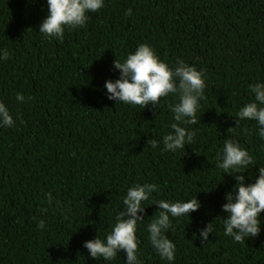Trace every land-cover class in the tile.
<instances>
[{"label":"trees","instance_id":"obj_1","mask_svg":"<svg viewBox=\"0 0 264 264\" xmlns=\"http://www.w3.org/2000/svg\"><path fill=\"white\" fill-rule=\"evenodd\" d=\"M46 14V0H0V48L10 53L0 60V102L14 119L0 127V264H125L123 252L110 262L91 258L83 242L110 231L135 183L158 186L136 231L143 264H169L147 238L159 213L153 201L195 195L197 211L170 217L171 264H264V224L240 243L223 235L221 205L235 180L216 167L228 137L257 164L245 170L246 183L264 166L256 122L236 123L253 98L248 85L264 81V0H105L62 40L38 31ZM142 43L169 67L180 59L203 71L204 98L188 126L197 135L184 150L147 143L170 130L172 94L144 109L107 98L105 80L119 77L113 61ZM48 194L52 206L44 203ZM212 221L213 233L201 241L199 230Z\"/></svg>","mask_w":264,"mask_h":264},{"label":"clouds","instance_id":"obj_2","mask_svg":"<svg viewBox=\"0 0 264 264\" xmlns=\"http://www.w3.org/2000/svg\"><path fill=\"white\" fill-rule=\"evenodd\" d=\"M105 0H46L47 14L42 19L38 31L47 39L62 40L66 28H77L85 25L87 13L96 12L104 6ZM125 15H131L127 9ZM10 57L7 48H0V60ZM114 69L119 70L115 80L106 79L104 88L107 98L117 103L140 106L145 108L151 104L158 106L161 97L172 94L176 101L168 105L172 113L173 123L170 130L162 136L161 141L148 140L152 148L162 143V151L175 153L184 150L195 141L197 129L188 127L197 123L196 113L200 101L204 98L205 79L202 70L177 59L175 66L169 67L161 60L148 44H139L134 52H130L123 60L113 61ZM252 99L236 113V123L239 120L255 121L256 135L264 141V81H256L248 85ZM17 102H24L21 93L16 94ZM14 125L13 116L5 103L0 102V127L8 128ZM257 165L254 157L240 143L228 137L223 139L222 147L216 154V167L223 174L231 175L235 184L232 190L225 193L221 210L223 235L240 243L245 238L256 237L264 224V166L259 165L254 180L246 181L244 173ZM158 191L154 183H135L126 189L122 197L123 211L116 214L110 231L103 238L96 235L94 239L85 240L83 247L88 250L91 258H102L110 262L123 252L125 264H143L139 258L136 235L138 223L142 222L145 211L143 202L150 200L152 194ZM44 203L53 205V198L48 194ZM159 209L158 215L146 225L148 241L162 260L171 264L176 258V246L166 236L173 228L171 218L187 216L200 208L197 196L187 200L170 201L154 200ZM59 207V201L55 202ZM43 208L42 211H46ZM63 212V208H61ZM37 228L45 227L44 220L37 222ZM213 221L199 230V239L207 241L209 233H213Z\"/></svg>","mask_w":264,"mask_h":264}]
</instances>
